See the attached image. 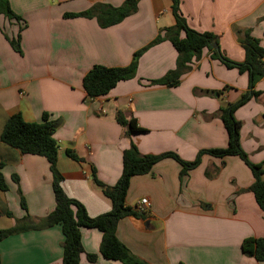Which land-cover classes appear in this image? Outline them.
Wrapping results in <instances>:
<instances>
[{
	"label": "crops",
	"instance_id": "1",
	"mask_svg": "<svg viewBox=\"0 0 264 264\" xmlns=\"http://www.w3.org/2000/svg\"><path fill=\"white\" fill-rule=\"evenodd\" d=\"M123 1L8 0L19 19L0 14V132L17 112L26 121L39 122L44 112L56 121L62 189L91 217L111 209L110 199L92 181L91 168L100 182L113 185L130 141L142 154L171 151L184 161L202 149L224 147L227 134L218 109L248 91L247 73L211 58L207 48L177 85H149L175 67L177 52L162 39L139 56L133 78L106 95L88 97L82 78L93 65H128L135 51L165 37L174 23L170 0H138L135 12L105 28L94 17L63 16L97 2L119 6ZM179 10L190 28L215 34L232 61L245 56L236 30L249 31L264 46V0H179ZM18 32L21 53L9 43ZM253 89L260 94L238 107L234 117L241 123L242 150L264 169V76ZM117 111L134 118L142 130L128 134L115 119ZM0 162L7 185L0 190V228L53 210L45 157L0 141ZM181 169L175 159L164 157L148 173L130 178L125 204L135 207L143 197L150 201L143 217L125 216L116 224V235L130 253L148 264H264L241 252L242 239L264 238V209L246 190L254 180L250 168L235 155L202 154L195 167L180 175ZM101 238L97 229H81L79 264H122L102 257ZM62 240L58 225L10 235L0 240V263L61 264ZM88 253L95 254L94 261Z\"/></svg>",
	"mask_w": 264,
	"mask_h": 264
},
{
	"label": "trees",
	"instance_id": "2",
	"mask_svg": "<svg viewBox=\"0 0 264 264\" xmlns=\"http://www.w3.org/2000/svg\"><path fill=\"white\" fill-rule=\"evenodd\" d=\"M137 2L138 0H124L119 6L97 2L86 10L64 13L63 16L94 17L98 25L105 28L121 22L126 16L135 12ZM170 9L174 23L166 28L165 37L157 36L147 45L135 51L128 65L114 67L93 65L82 78L83 89L88 97L95 98L106 95L118 82L133 78L136 73L139 56L149 46L160 42L162 39L168 40L177 52L175 67L160 78L149 81V85L175 86L179 83L182 74L190 69L192 61L198 59L202 50L207 48L211 58L218 59L226 67L236 68L238 72H246L248 75V91L243 93L237 101L221 106L216 114L227 134L226 146L202 149L192 161H184L171 151L160 154H142L138 151L135 144L130 141L129 146L123 150L122 170L113 185H106L100 182L96 178L94 168H91L92 181L111 201V209L108 212L91 217L79 201L68 197L62 189L61 175L56 168L58 143L53 136L57 122L51 120L45 112L39 122L26 121L19 112L13 113L6 119L1 129L0 141L21 153L40 155L46 158L52 175L55 205L53 210L44 218L33 219L26 215L22 219L16 220L15 225L8 228H0V240L19 232L58 225L63 235L61 264H79L80 253L83 252L81 229L94 228L102 233L99 244V252L102 257L108 260L120 261L122 264H148L130 253L118 239L116 224L119 219L125 216H144V213L125 204L130 178L134 175L148 173L152 166L164 157H171L179 162L182 166L180 172V175H182L200 162L202 154L216 157L238 156L250 168L254 178L246 190H250L253 193L258 206L264 209L263 165L262 163L251 162L247 154L242 150L240 146L241 123L234 117V112L238 107L243 105L251 96L260 94L259 91H255L253 88L254 84L264 76V63L262 60L264 57V46L249 31L236 30V36L244 48L245 56L242 62L232 61L221 52L215 34L198 32L187 25L179 10V0H170ZM0 14L8 18L19 19L12 12L8 0H0ZM19 37L18 32L14 38L9 39V43L16 52L21 53ZM214 45L217 48H214ZM115 119L120 125L127 128L128 134L142 130L136 124L134 118L126 119L121 111L116 112ZM68 155L77 159L69 150ZM2 165V162H0V168ZM14 180H18L15 175ZM6 189L7 185L0 171V190L5 191ZM20 204L22 208H25V202L22 197L20 198ZM5 214L11 216L9 211H5ZM241 252L244 255L254 257L258 261L264 260V238L246 237L242 239ZM87 259L91 262L94 261L95 254L88 253Z\"/></svg>",
	"mask_w": 264,
	"mask_h": 264
},
{
	"label": "built area",
	"instance_id": "3",
	"mask_svg": "<svg viewBox=\"0 0 264 264\" xmlns=\"http://www.w3.org/2000/svg\"><path fill=\"white\" fill-rule=\"evenodd\" d=\"M150 207V201L143 197V198H140L137 203H136V206L134 207L137 211L143 213L144 212V209Z\"/></svg>",
	"mask_w": 264,
	"mask_h": 264
},
{
	"label": "water",
	"instance_id": "4",
	"mask_svg": "<svg viewBox=\"0 0 264 264\" xmlns=\"http://www.w3.org/2000/svg\"><path fill=\"white\" fill-rule=\"evenodd\" d=\"M214 48H217V46H216V45H214Z\"/></svg>",
	"mask_w": 264,
	"mask_h": 264
}]
</instances>
